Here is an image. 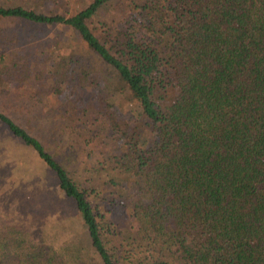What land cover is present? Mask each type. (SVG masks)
Listing matches in <instances>:
<instances>
[{
  "label": "trees",
  "instance_id": "1",
  "mask_svg": "<svg viewBox=\"0 0 264 264\" xmlns=\"http://www.w3.org/2000/svg\"><path fill=\"white\" fill-rule=\"evenodd\" d=\"M118 4L121 20L103 13ZM10 18L67 26L89 54L78 77L65 62L44 78L0 51V96L28 124L33 106L56 114L43 138L0 109L28 151L0 149V264H264V0H90L70 15L0 6ZM106 74L93 99L118 142L95 150L103 131L67 86L77 77L91 90ZM123 91L135 105L124 127L113 110ZM23 178L73 205L63 237L37 229Z\"/></svg>",
  "mask_w": 264,
  "mask_h": 264
},
{
  "label": "rangeland",
  "instance_id": "2",
  "mask_svg": "<svg viewBox=\"0 0 264 264\" xmlns=\"http://www.w3.org/2000/svg\"><path fill=\"white\" fill-rule=\"evenodd\" d=\"M89 1L90 0H0V6H23L46 14L70 15L74 13V11L79 10L84 5L88 4ZM121 6L118 4L114 9L112 7H106L103 13L106 12L105 15L108 17H111L110 15L113 14L118 20H121L123 17V12L120 10ZM58 39L65 44L58 48V50H55L53 43ZM0 51L6 54V65H10L9 59L13 60V58L21 61V63L22 61L29 62L30 64L28 66H31L32 71L39 72L44 78L47 77V72H49L48 67H50V65L54 64L58 67L65 65V62L67 65H70V62L76 64H73V70L78 77V73L81 71V64L78 62V58L80 56H85V54L88 53L86 52L85 46L79 35L67 26L61 24L49 25L31 23L13 18L0 19ZM54 53L58 54V56L53 57ZM70 55L73 56L74 62L69 61ZM97 68L99 69V67ZM107 73L109 72L107 71ZM77 77L74 82L71 81L68 84L67 91L73 90L76 95L84 96L81 110H88L87 117L85 118L87 124L91 129L103 131L102 128L99 129L101 125L100 121L103 118L100 103L98 99H93V95L100 90L102 93L107 94L104 90H108V85L112 79L109 78L110 75L108 74L103 75L104 80H100L99 86L93 87L91 90H86L81 88L80 80L78 84ZM30 87L33 86L30 85ZM113 87L111 89H113ZM45 89L48 90L46 86ZM1 90H3V88H1ZM47 95H49L48 102L50 103L53 100V97L50 93ZM4 98L5 97L0 96V109L3 110L5 103V108H7L6 111L13 114V116H15L16 119H19L21 121L20 123L26 125L27 128H31L33 132L41 133L43 138L44 135L46 137L48 136V133L52 131V122L55 120L56 116L53 110L44 107V104L33 106V109L30 111L31 123L28 124L25 122L26 118L24 116L29 114H26L25 111L18 108L21 104L17 106V103H15L16 106H13L14 100L8 98H5L4 100ZM34 99L36 102L38 101V98ZM115 103L113 110L119 124L122 127L129 125L130 123L132 124L135 105L127 92H118L115 98ZM109 134L110 133L107 130L96 134L98 138L97 143L92 147L96 150L99 149V144L103 146L108 145V143L110 147L116 146L118 142L117 138ZM104 141L107 143H103ZM1 148L7 157H13L20 155L22 152H28L9 139L5 127L0 123V149ZM105 148H109V146H103L102 150ZM1 160L2 156L0 155V162ZM24 161L31 165L33 164L32 160H26L25 158ZM5 177L7 178V175L4 174V178ZM52 181L53 180L50 181V185L55 186V182L52 183ZM29 182L28 178H23L22 180L17 181L18 186H20L19 188L24 191V197L27 196L25 197V209L32 212L36 217L34 218L33 223L35 221L39 224V226H35L41 234L52 236L56 233H60L63 237L66 231H70V223H68V219L69 216L70 218H73V211L75 210L73 205H65L62 201L55 199L53 194L51 192L49 193L47 184L45 185L42 183L43 189L38 193H36L34 189V191H31V186H25ZM32 195L35 197V201L32 199ZM1 203L2 199H0V209L2 206ZM32 225L33 224H30V226Z\"/></svg>",
  "mask_w": 264,
  "mask_h": 264
}]
</instances>
